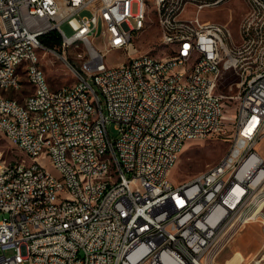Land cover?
<instances>
[{"label": "built area", "instance_id": "2783aa9c", "mask_svg": "<svg viewBox=\"0 0 264 264\" xmlns=\"http://www.w3.org/2000/svg\"><path fill=\"white\" fill-rule=\"evenodd\" d=\"M244 1L255 16L241 22L236 54H229L230 27L200 14L223 0H182L180 9L173 0H0V131L27 157L6 163L0 151V210L8 213L0 221V264H207L264 186L256 150L264 133V0ZM151 2H158L161 57L136 43L143 35L136 25L153 24ZM83 9L89 14L81 15ZM74 14L80 26L67 36L61 24ZM106 27H114V38ZM222 29L231 40H223ZM256 29H263V40H256L262 56L253 49L239 61L245 36L255 37ZM52 30L63 48L82 44L89 54L76 81L57 89L37 53ZM174 37L186 45H173ZM189 37H196L197 50H189ZM115 45L127 46L129 63L108 64ZM189 53L201 59L196 75L177 69ZM14 61L33 64V74L14 69ZM207 67L232 68L240 77L231 147L217 169L176 185L169 174L183 145L224 132L219 109L227 100L219 97L221 79L205 78ZM19 76L33 87L22 100L2 93ZM111 121L116 139L107 129ZM38 150H46L56 174L37 160ZM107 152L117 155L119 182L107 176ZM65 156L74 157L80 175H72ZM37 201L44 210H36Z\"/></svg>", "mask_w": 264, "mask_h": 264}, {"label": "rangeland", "instance_id": "374dc122", "mask_svg": "<svg viewBox=\"0 0 264 264\" xmlns=\"http://www.w3.org/2000/svg\"><path fill=\"white\" fill-rule=\"evenodd\" d=\"M89 12V10L83 9L80 13L83 15L89 14ZM200 14L205 22H221L230 27L233 42L232 46H228V48L233 52L232 54H236L234 44L240 43L241 22H249L255 16V7L247 8L244 0H224L220 6L206 7ZM149 20L153 24L149 28L147 25L146 29L140 32L143 35L136 39V43L141 50L152 52L161 57L164 55V50L160 44V27L158 26L153 6L150 10ZM79 26L78 14L68 17L61 24V28L67 36H72ZM225 40H231L229 29H225ZM256 40H263V29H256L255 37L245 36L244 47L238 52L239 61L249 60L253 49H255V56H262V49H259V41ZM37 53L47 79L54 89L74 83L76 81V69L83 68L85 61L89 57L86 48L82 44L78 47L71 46L58 49H51L43 45L38 48ZM79 53L84 54L85 57L79 56ZM127 58L128 55L124 49H113L106 56L109 65H119ZM218 79H221L219 95L223 100H227L226 107L222 112L224 132L206 138L191 139L183 145L178 159L169 174V179L176 185L182 184L200 172L218 164L220 159L223 156H227L230 150L234 116H236L234 112L237 107V99L234 96L239 93L236 82L240 80V77L232 69H228L222 70ZM23 85L19 91H14L7 95L22 100L27 93L33 91L32 85L28 82H23ZM93 85L98 91L105 108L104 96L98 86L95 83ZM107 129L112 139L118 137L119 130L115 121L108 123ZM263 138L264 133L259 141ZM256 148L259 153L258 150H261L259 145H256ZM0 151L6 163H14L17 160L27 158L26 154L15 146L1 131ZM37 160H41L48 170L55 174L57 173L54 164L46 156V151L41 153ZM257 193H255V201L249 204V207L245 209L242 217L238 220L241 222L245 220V223L240 224L241 222H237L234 229L217 242L214 249L207 256V264H250L252 260H261V263L264 264V186L258 195ZM7 215L8 213L0 210V221ZM7 253L11 254L12 250H8Z\"/></svg>", "mask_w": 264, "mask_h": 264}, {"label": "bare ground", "instance_id": "6f19581e", "mask_svg": "<svg viewBox=\"0 0 264 264\" xmlns=\"http://www.w3.org/2000/svg\"><path fill=\"white\" fill-rule=\"evenodd\" d=\"M256 1H263V0H256ZM181 3L182 0H173V9H180ZM203 3L212 4L213 0H203ZM152 6L154 7V9H158V2H151V7ZM162 15H170V8H162ZM147 25H148V21H141L140 23H138V25H136V32L140 33L141 31L146 29ZM106 35L107 38H114V27H106ZM222 38L223 40H225V29H222ZM173 45H186V38L174 37ZM188 45H189V50H197L196 37H189ZM113 49H117V50L124 49L127 52V46L124 45H115L113 46ZM228 53L232 54L233 52H231V50L228 48ZM127 55L128 58L122 63H129L130 53H127ZM149 56H156V55L152 52H149ZM22 68H23V73L33 74V64H24L23 66V61H14V69H22ZM200 68H201V59H196V53H189L188 56L186 57V60H180V62H177V69H188L189 75L198 74ZM228 69H232V68L215 69L214 67H207L205 71V78L218 79L219 74L222 72V70H228ZM23 82H27V77L19 76V83L5 84V92L19 91L21 89V84H23ZM47 82L49 83L48 79ZM64 86H68V85H64ZM0 88H2V81H0ZM219 97L220 100H223L220 95ZM222 112L223 109H219V119H222ZM49 145H56V137H49ZM44 151L46 150H38L37 157ZM91 158H98V150H91ZM65 163H67V165H72V175L81 174V167L80 165H74L73 156H65ZM218 166H220V162L218 164H215L209 169H217ZM106 172H107V176H110L112 178V182H119L120 169L117 162V155H115L114 152L106 153ZM36 210H44V201H37Z\"/></svg>", "mask_w": 264, "mask_h": 264}, {"label": "trees", "instance_id": "16d2710c", "mask_svg": "<svg viewBox=\"0 0 264 264\" xmlns=\"http://www.w3.org/2000/svg\"><path fill=\"white\" fill-rule=\"evenodd\" d=\"M41 41L45 47L58 49L62 47V37L58 30H52L42 36Z\"/></svg>", "mask_w": 264, "mask_h": 264}, {"label": "crops", "instance_id": "0c3cea01", "mask_svg": "<svg viewBox=\"0 0 264 264\" xmlns=\"http://www.w3.org/2000/svg\"><path fill=\"white\" fill-rule=\"evenodd\" d=\"M11 92H13V91H7V92H2V93L5 94L6 96L13 97V96L7 95V94H10ZM13 98H15V97H13ZM256 145H259V148L261 149V150H258L259 154L264 157V152H263V149H264V138L261 141H259Z\"/></svg>", "mask_w": 264, "mask_h": 264}]
</instances>
